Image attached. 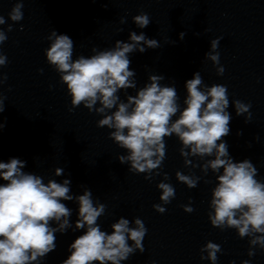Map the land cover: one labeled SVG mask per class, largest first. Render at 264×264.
<instances>
[{"label":"clouds","instance_id":"1","mask_svg":"<svg viewBox=\"0 0 264 264\" xmlns=\"http://www.w3.org/2000/svg\"><path fill=\"white\" fill-rule=\"evenodd\" d=\"M22 9L23 0H17L9 12L10 20L21 21ZM132 20L140 29L151 23L144 12L133 16ZM5 23V17L0 15V26ZM120 23H126V19L121 17ZM12 30L9 24L7 32ZM185 35L181 32L179 39L183 40ZM7 39L5 30L0 28V46ZM220 39L211 40L210 50L205 54L214 66L220 63L217 51ZM47 40L50 45L45 49L46 61L66 85L71 97L69 111L83 105L89 112L102 116L97 127L112 130L109 139L127 152L117 159L129 165V172L143 173L146 180L161 175L166 159L165 138L174 134L181 144L179 152L185 167H199L205 176L209 170L215 174L216 184L208 212L211 225L221 231L235 229L240 239L249 238V257L256 255L257 247L264 249V181L257 179L258 169L249 159L235 162L230 156L224 139L230 134L232 120L226 85L207 86L200 72H195L193 78L185 82L187 95L181 109L176 87L160 83L165 79L163 75H149L148 82L137 89L130 55L160 47L156 39L144 32L131 31L128 42L117 40L114 47L104 50L93 47L91 56L80 55L76 59H73L74 41L68 35L52 30ZM7 63V56L0 47V68ZM39 71L42 73L43 69ZM224 71L223 66L216 68L217 75L222 76ZM6 80L7 76L0 72V87ZM128 89H136L135 95H126V101L122 100L118 93L121 90L127 93ZM5 99L0 92V114L5 111ZM231 104L237 116L245 117L246 124L251 121L250 102L246 104L237 99ZM113 109L115 111H111ZM4 127L0 122V133ZM189 157H198L203 163L194 164ZM25 167L26 161L15 157L0 161V181L4 182L0 183V264H40L55 250L56 233L63 234L70 228L84 232L70 244V255L62 264H121L137 251H145L143 240L148 229L142 219L136 217L130 221L120 217L111 224V233L104 231L97 221L105 214L106 205L94 201L90 189L84 188L83 194L73 195L70 179L62 182L49 179L45 183L40 175L24 171ZM63 174L64 169L55 168V176ZM163 176L164 180L157 184L162 203L153 205L161 214L166 211L162 205L171 203L176 195L172 184L164 182L169 179L168 174ZM175 176L189 189L196 188L201 179L194 173L186 175L181 171ZM63 201H75L79 206L74 226L70 221L72 209ZM181 207L187 213L194 211L191 201ZM200 252L201 260L216 264L217 253L222 249L219 244L208 241ZM242 264H250V261L243 260Z\"/></svg>","mask_w":264,"mask_h":264}]
</instances>
